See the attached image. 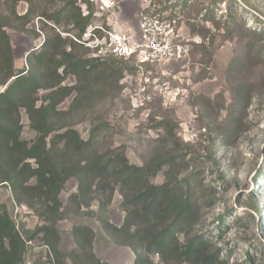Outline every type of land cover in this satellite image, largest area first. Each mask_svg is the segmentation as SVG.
<instances>
[{"label": "rangeland", "instance_id": "rangeland-1", "mask_svg": "<svg viewBox=\"0 0 264 264\" xmlns=\"http://www.w3.org/2000/svg\"><path fill=\"white\" fill-rule=\"evenodd\" d=\"M75 1L80 9L85 4L88 12L93 11L94 21L103 23L109 18V22L119 26L133 23L134 18L136 21V15L145 7L156 11L167 7L162 13L179 17L181 37L188 40V53L180 61L147 69L159 77L160 83H167V89L162 90L164 97L153 94L144 108H132L130 95L135 82L128 80L126 87L130 91L125 94L123 89L120 94L106 90L90 101L72 106L77 98L73 91L58 105V110L70 112L68 121L93 149L119 150L129 164L143 166L156 156L160 159L166 154L177 155L181 161L175 179L180 182L192 175L191 195L197 209L192 232L175 234L179 245L201 235L212 251H219L223 264H264V41L254 35L259 30L264 32V0H109L110 7L99 11V17L94 16L101 5L99 0ZM60 6L51 0H0V17L7 18L3 21L10 26L5 32L15 73L31 70L29 53L39 50L52 30L71 39L69 35L75 31L67 33L69 26L64 20L56 25L41 18ZM29 8L32 15L27 20L11 14L15 11L17 16H23ZM112 11L115 15H111ZM83 48L76 53L91 58ZM110 61L118 68L127 66L125 72L134 75L131 64L113 59L100 62L109 65ZM58 71L62 73V68ZM77 81L74 75H67L63 84L75 86ZM5 88L0 86V92ZM44 93L40 91L38 99ZM239 106L243 107L236 112ZM234 118H238V126L225 141L226 129ZM161 120L164 125L159 126ZM19 121L20 139L32 144L36 134L24 109H19ZM161 138L169 140L162 143ZM29 162L34 164L33 160ZM167 177L168 168L164 165L150 182L160 186ZM33 182L32 179L29 184ZM114 188L110 203H106L108 193H101L89 206L78 208L71 199L78 193V181H65L58 195L64 215L55 225L62 264H85L81 243L79 246L73 235L75 227L92 229V249L100 261L132 264L136 254L123 246L125 233L113 229L120 228L126 218L121 191L119 186ZM0 209L6 210L25 242L23 264L32 253L37 264H48L41 249L48 244L39 230L47 223L36 209L16 204L10 188L1 184ZM136 229L132 226L130 234ZM133 244L139 247L140 243ZM141 248L139 253L143 254ZM150 260L164 264L156 253L150 255Z\"/></svg>", "mask_w": 264, "mask_h": 264}, {"label": "trees", "instance_id": "trees-1", "mask_svg": "<svg viewBox=\"0 0 264 264\" xmlns=\"http://www.w3.org/2000/svg\"><path fill=\"white\" fill-rule=\"evenodd\" d=\"M51 3L61 6L55 12L42 14L41 18L56 25L64 20L69 26L67 33L75 31L73 35L76 37H81L95 20L93 11L83 16L75 0H51ZM11 14L27 20L32 11L29 8L23 16H17L15 11ZM3 20L7 18L0 17V86H6L0 92V184L10 188L16 204L35 208L46 221L47 224L39 230L42 239L51 247L56 263L62 264V255L58 250L59 236L55 225L64 215L60 212L58 195L65 181L75 178L78 193L71 199L78 208L89 206L101 193H108L106 203H110L114 187L119 186L126 218L120 228L113 229L125 233L127 240L123 246L131 248L136 254V261L134 259L132 264H153L150 255L155 253L164 264H223L219 260V251H212L208 240L201 235L187 238L183 246L177 242V232H192L197 212L191 195L192 175L180 182L175 179V170L181 161L177 155L166 154L160 159L156 156L143 166L129 164L119 150L101 152L93 149L91 143L83 141L74 124L68 121L70 112L58 110V105L73 91L77 92V98L72 106L90 101L102 91L115 90L120 94L123 89L121 81L126 73L124 69L128 67L118 68L111 61L107 65L100 62L103 60L79 56L76 52L82 46L52 30L53 34L39 50L29 53L31 70L15 73L13 52L5 32L10 26ZM254 35L258 41H264L261 30ZM60 68L62 73L58 71ZM67 75L77 78L75 86L63 84ZM40 91L45 93L38 99ZM242 107L239 106L236 112H240ZM19 109L25 110L29 126L36 134L32 144L20 139ZM233 120L226 129L225 141L232 137L238 126V118ZM158 123L159 126L164 125L162 120ZM168 140L161 138L162 143ZM29 160L34 161V166ZM164 165L168 168L167 181L156 186L150 178ZM32 179L34 182L29 184ZM132 226L137 229L130 234ZM73 235L77 236L79 246L81 243L85 264H106L93 252L92 229L75 227ZM134 241L140 243L139 247L134 246ZM140 247L143 254L139 253ZM25 248V242L8 213L0 209V264H23ZM252 260L249 257L248 261Z\"/></svg>", "mask_w": 264, "mask_h": 264}, {"label": "built area", "instance_id": "built-area-1", "mask_svg": "<svg viewBox=\"0 0 264 264\" xmlns=\"http://www.w3.org/2000/svg\"><path fill=\"white\" fill-rule=\"evenodd\" d=\"M99 1L101 5L98 6L95 17L101 15L99 11H105L110 7L109 0ZM80 7L82 15L87 16L86 5ZM111 8L114 9V2L111 3ZM111 15H115L114 11ZM132 21L133 23L128 22L122 26L116 22H109V18L103 23L94 21L81 37L69 36L76 44L84 47L91 58L113 59L135 67L134 75L125 73L121 84L125 94V91L129 90L126 87L128 80L135 82L130 102L133 109H141L151 102L153 94L164 97L165 93L162 90L167 89L165 88L167 83H160L159 77L147 69L184 59L188 53V40L181 37L179 17L174 15L156 13L153 8L145 7L136 15V21L135 18ZM41 249L44 260H47L48 264H56L50 247L44 245ZM32 251L34 252V249ZM31 255V259L24 264H37L35 254Z\"/></svg>", "mask_w": 264, "mask_h": 264}, {"label": "crops", "instance_id": "crops-1", "mask_svg": "<svg viewBox=\"0 0 264 264\" xmlns=\"http://www.w3.org/2000/svg\"><path fill=\"white\" fill-rule=\"evenodd\" d=\"M133 263V262H132Z\"/></svg>", "mask_w": 264, "mask_h": 264}]
</instances>
